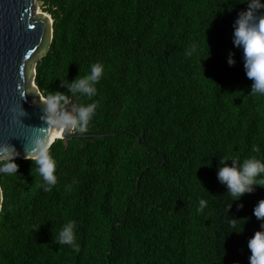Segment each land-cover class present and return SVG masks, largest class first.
<instances>
[{
  "label": "trees",
  "instance_id": "1",
  "mask_svg": "<svg viewBox=\"0 0 264 264\" xmlns=\"http://www.w3.org/2000/svg\"><path fill=\"white\" fill-rule=\"evenodd\" d=\"M38 1L54 37L37 87L98 107L51 146V191L29 159L0 174V264H249L264 186L236 201L218 179L220 161L264 159V96L233 43L246 0ZM97 62V94L73 96ZM69 221L79 252L58 243Z\"/></svg>",
  "mask_w": 264,
  "mask_h": 264
},
{
  "label": "clouds",
  "instance_id": "2",
  "mask_svg": "<svg viewBox=\"0 0 264 264\" xmlns=\"http://www.w3.org/2000/svg\"><path fill=\"white\" fill-rule=\"evenodd\" d=\"M248 10L242 12L234 26L233 43L234 46L242 49L245 73L253 83L249 95L264 96V3L262 0H246ZM195 51V49H193ZM191 55V52L188 53ZM228 63L235 65L236 61L230 56ZM104 74V65L94 63L91 65L90 74L78 77L68 85L73 96L94 97L97 94V83ZM206 78V77H205ZM70 98L62 93L49 94L44 103L47 114V122L50 126H55L61 131H66L69 135L73 131L85 133L88 126L96 114L97 103L81 104L75 114L67 109ZM49 130H52L50 127ZM258 147H253V152H259ZM18 158L14 146L5 145L0 147V174L17 175L19 165L15 162ZM36 166L42 178L41 185L45 191H51L57 183V164L50 155V135L45 134L33 140L31 151L25 156ZM224 166L218 169V179L224 184L228 193L242 199L250 194L256 187L264 186V159L252 156L242 162L233 159L231 165L227 161H220ZM259 178V179H258ZM4 192L0 188V200H3ZM206 201H199V210L203 211ZM253 215L264 221V200H261L253 210ZM237 221L231 219L230 227L237 226ZM264 227V226H262ZM59 245H68L74 251L79 252V244L76 243V222L65 223L58 233ZM248 248L251 252L249 264H264V231H257L248 241Z\"/></svg>",
  "mask_w": 264,
  "mask_h": 264
},
{
  "label": "water",
  "instance_id": "3",
  "mask_svg": "<svg viewBox=\"0 0 264 264\" xmlns=\"http://www.w3.org/2000/svg\"><path fill=\"white\" fill-rule=\"evenodd\" d=\"M37 1L0 0V147L14 146L23 160L37 137L49 134L51 148L56 140L67 144L74 134L63 131L60 139L54 138L57 128L47 122L45 98L35 83L36 67L54 37V21L37 12ZM76 109L69 111L75 114Z\"/></svg>",
  "mask_w": 264,
  "mask_h": 264
},
{
  "label": "bare ground",
  "instance_id": "4",
  "mask_svg": "<svg viewBox=\"0 0 264 264\" xmlns=\"http://www.w3.org/2000/svg\"><path fill=\"white\" fill-rule=\"evenodd\" d=\"M63 131L57 129V131L54 133L55 139H60L62 137Z\"/></svg>",
  "mask_w": 264,
  "mask_h": 264
},
{
  "label": "rangeland",
  "instance_id": "5",
  "mask_svg": "<svg viewBox=\"0 0 264 264\" xmlns=\"http://www.w3.org/2000/svg\"><path fill=\"white\" fill-rule=\"evenodd\" d=\"M36 8H37V12H39V13L43 12L42 4L39 1H37V3H36Z\"/></svg>",
  "mask_w": 264,
  "mask_h": 264
}]
</instances>
